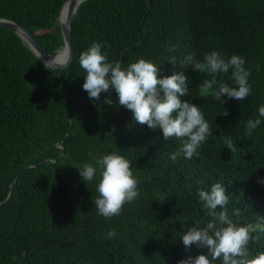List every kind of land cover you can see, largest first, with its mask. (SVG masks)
Segmentation results:
<instances>
[{
	"label": "trees",
	"instance_id": "1",
	"mask_svg": "<svg viewBox=\"0 0 264 264\" xmlns=\"http://www.w3.org/2000/svg\"><path fill=\"white\" fill-rule=\"evenodd\" d=\"M67 1L0 0V18L56 55L64 46L57 20ZM72 36L71 65L49 70L17 34L0 28V264H178L206 252L186 249L180 234L211 219L197 192L217 182L230 196V217L256 228L253 252L264 251V184L257 182L264 178V122L251 135L246 128L264 105V0H88L73 17ZM93 42L105 45L111 62L144 58L162 76L179 71L189 53L201 60L212 50L240 55L251 70L252 95L225 96L224 105L200 98L192 90L209 77L184 69L190 90L181 100L203 108L214 135L199 157L173 161L180 141L136 123L114 90L111 104L103 103L107 93L100 102L89 99L79 56ZM228 76L218 78L233 86ZM224 136L232 137L235 154ZM89 152L125 156L139 178L140 196L120 216L97 214L99 174L87 185L78 170L92 159ZM109 230L114 239L105 238Z\"/></svg>",
	"mask_w": 264,
	"mask_h": 264
},
{
	"label": "clouds",
	"instance_id": "2",
	"mask_svg": "<svg viewBox=\"0 0 264 264\" xmlns=\"http://www.w3.org/2000/svg\"><path fill=\"white\" fill-rule=\"evenodd\" d=\"M104 47L100 42H93L79 56V66L85 73L83 90L94 102H100L101 94L107 93V98L103 101L105 104L112 103L111 95L114 90L118 106L130 110L136 123L147 125L151 129H161L165 140L180 141L178 150L171 154L173 161L179 156L187 159L199 157L198 149L214 135L210 123L205 119L203 108L181 100V97L189 95L190 90L189 78L184 74V69L191 66L193 71L198 70L209 77L203 79L197 89L192 90L200 98L212 96L224 105L227 103L225 96L242 101L252 95L251 70L245 67L246 60L240 55L226 57L212 50L205 52L201 60L195 53H189L180 61L179 71L162 76L160 66L144 58L127 66L111 62L107 52L103 51ZM169 51H176V46H172ZM168 62L177 66L174 56ZM54 63L62 64L64 61L55 57L45 61L44 66L52 70ZM229 73L228 79L234 82L233 86L218 78ZM259 117L247 121L248 135L264 122L261 119L264 118V105L259 108ZM105 135L111 137L112 133ZM223 143L235 154L237 146L232 137L224 136ZM89 156L92 159L78 170L87 185L99 174L97 196L93 200L97 214L108 219L120 216L124 206L140 196V181L133 174L131 162L117 152L95 155L89 152ZM257 182L264 184V178H258ZM197 195L211 219L206 226L189 227L181 232L180 237L186 249L190 250L195 245L206 249V252L180 260L178 264H264V251L253 252L251 249V245L259 239L254 236L256 228L251 223L234 221L229 215L228 205L231 199L226 187L217 182L210 190L199 189ZM240 214L239 209H233L232 215L239 217ZM262 224L259 222L255 227ZM116 236L114 230L105 234V238L109 240Z\"/></svg>",
	"mask_w": 264,
	"mask_h": 264
},
{
	"label": "water",
	"instance_id": "3",
	"mask_svg": "<svg viewBox=\"0 0 264 264\" xmlns=\"http://www.w3.org/2000/svg\"><path fill=\"white\" fill-rule=\"evenodd\" d=\"M86 1L88 0H68L62 6L57 22L61 26L64 46L56 55L49 54L27 30L14 21L0 18V28L12 31L17 34L43 64L45 61L53 60L55 57H59L60 60L64 57V63H54L53 69L65 70L71 65L74 59V47L72 43V20L77 14L79 6ZM62 144L63 142H61V148L64 150V146ZM16 181L17 178L11 185V191L6 201L11 198L12 189Z\"/></svg>",
	"mask_w": 264,
	"mask_h": 264
},
{
	"label": "bare ground",
	"instance_id": "4",
	"mask_svg": "<svg viewBox=\"0 0 264 264\" xmlns=\"http://www.w3.org/2000/svg\"><path fill=\"white\" fill-rule=\"evenodd\" d=\"M64 60V57L61 59V61H63Z\"/></svg>",
	"mask_w": 264,
	"mask_h": 264
}]
</instances>
